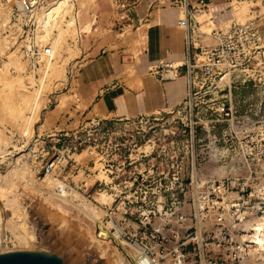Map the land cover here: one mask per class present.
Instances as JSON below:
<instances>
[{
	"label": "built area",
	"instance_id": "1",
	"mask_svg": "<svg viewBox=\"0 0 264 264\" xmlns=\"http://www.w3.org/2000/svg\"><path fill=\"white\" fill-rule=\"evenodd\" d=\"M188 1L180 3L186 8ZM198 1L203 3L200 8H206L207 0ZM43 2L0 0L7 11L0 14V32L7 34L17 28L16 44H20L23 58L32 68L51 58V45H38L33 33L35 11ZM192 19L187 8L178 19L184 31L183 63L165 65L171 69L170 76H176L178 67L184 66L187 98L196 93L193 88L198 79L204 84V80H222L236 71L251 75L248 71L262 47L254 18L213 29L216 43L212 46L195 44ZM143 116L92 118L71 130L36 133L31 138L32 147L37 145L44 153L30 152L35 159L40 157V168L56 183L46 192L77 187L97 194L102 201L93 196L89 200L96 213L102 211L100 217H89L94 236L102 244L120 249L128 264H264V254L256 260L251 258L247 242L226 246L240 237L244 222L264 216V184L256 185L253 180L263 176L264 170H232L226 174L203 170L198 158L187 151L195 139L193 124L183 125L182 133L188 128L189 135L183 144L175 137L150 142L139 138L137 142L122 136L120 124L134 123ZM250 126L254 130L241 136L224 132L217 141L229 153L239 147L250 151L246 146L252 142H264V124ZM180 145L187 150L178 152ZM84 150L91 155L90 161L79 164L73 155ZM79 171L83 176L81 186L71 179Z\"/></svg>",
	"mask_w": 264,
	"mask_h": 264
},
{
	"label": "rangeland",
	"instance_id": "2",
	"mask_svg": "<svg viewBox=\"0 0 264 264\" xmlns=\"http://www.w3.org/2000/svg\"><path fill=\"white\" fill-rule=\"evenodd\" d=\"M91 2L92 0L85 3L82 0L75 2V10L81 15L79 25L83 26L91 16L90 20L94 25L89 31L81 32L75 38L68 36L67 43L52 58V60H55L57 67L52 76L48 75V80L46 79L48 82L45 80L47 86H45L44 91L48 96H45L47 97L45 105L40 109L37 119L32 123L28 135H23L21 131L24 124L22 119L15 120V116L20 112L19 110L23 109L21 107L25 105L22 96L17 95L16 89L12 87L5 90V94L2 95L4 98L2 96L0 98V135H4L9 142L2 147L4 149L0 153V173L7 174L14 159H26L27 166L34 173L35 185L41 188H33L34 191H32L31 187L20 179L21 181L16 180L15 185L10 188L6 187L3 191L0 200V254L12 251L54 253L62 258L64 264H116L118 254H121L122 260L126 264V259L123 258L120 249H116L112 245H104L95 238L91 218L84 211L68 204L59 205L62 202L52 198L46 192L50 185H46L42 181L43 170L40 168V157L35 159L33 153L30 152L32 149L37 154L44 153L43 151L40 152V147L37 148V145L32 147L31 138L36 133H43L45 128L53 125L60 111H67L75 103H77L78 108H82L81 103H78L77 100L79 95L74 94L76 92L73 86L75 82H72L71 79L78 65L90 57L88 51L93 42L98 38H102L105 34L107 36L113 34V38H117V42L111 43V41L106 40L109 48L121 44L136 53L142 46L145 37L144 28L120 29L118 22L120 18L110 15L108 11L99 16L91 14L96 6L94 2ZM253 5L254 1L252 0L234 1L233 7L237 21L244 22L249 18H253L254 15L250 12ZM202 11L201 21H194V17L192 19V24L195 25L193 29L196 30L192 33V37L196 45L212 46L216 43L212 30L219 28V25L216 22H209L206 17L207 14L204 10ZM6 12L5 5L0 4V14ZM196 25L199 26L198 31ZM47 43L52 48L51 41ZM43 45L40 44V46ZM261 45L260 52L252 62L250 71H248L251 74L250 76L247 77L246 74L243 75V73L236 71L230 77L225 76L222 80H219L218 77L204 80V84H200L202 79H198L197 86L193 88V92L196 93H192L176 108L144 115L134 123L120 124L122 136L137 142L139 138L150 142L156 141L157 138L175 137L182 142L180 144H183L189 136L187 134L188 128L186 132L182 133L183 125L193 124L195 126V139L192 141V146L188 145V150L185 146H177L178 152H184V150L191 152L198 158L199 167L203 170H217L223 172V174L232 170L248 171L254 168L264 170V142H252V144L246 146L250 151H245V147L243 149L239 147L234 152L229 153L225 150L226 146L217 141L224 132L227 136L230 134L235 135V133L241 136L248 130H254L250 124H254V126L264 124V40L261 41ZM15 48L13 46L3 53L0 52V68L4 69L5 63H7V74L13 78L22 77L26 79L32 74L31 83L30 79L26 80L29 81L27 83L29 90L38 88L41 70L47 58L36 65L35 68H32L24 60L21 50L16 49L13 51ZM69 68H71L70 73H68ZM165 75L170 74L167 72ZM229 86L231 94L229 93ZM35 89L31 94L34 95ZM54 94L58 95L56 100L51 98V95ZM62 97L63 104L59 107L56 106L58 100ZM223 105L224 109L222 110ZM206 106L207 110H205ZM54 107L55 110H50ZM45 110L48 111L42 124V113ZM24 112L25 116L30 115L28 109ZM71 115H74V111L71 112ZM63 123L64 120L58 128H61ZM212 125L214 127H211ZM172 131L175 133L172 134ZM254 137H257V135ZM28 153H30L29 156L24 157ZM74 157L79 164H87L91 155L84 150L74 154ZM82 178L81 171L77 175L71 176L73 183H78L77 186H81L80 180ZM253 180L256 185L264 184V175ZM90 182L88 181V184ZM69 185H72V183H69ZM75 190L80 195L74 200L77 203L83 200L89 206V200L92 196L102 201L97 194L91 191L84 192L74 187L73 191ZM14 194H16V202L19 207L26 208V212H28L29 220L26 229L33 230L32 235L21 238L20 236L24 235L25 231L17 222L8 219L11 216L12 207L9 204L8 206L6 201ZM87 195L90 196L87 197ZM97 214L99 217L102 216V211L98 209ZM241 235L229 242V245L226 244V246L235 245L238 241L241 243ZM22 239H28L31 242L21 241ZM251 258L256 260L258 257L253 255Z\"/></svg>",
	"mask_w": 264,
	"mask_h": 264
},
{
	"label": "crops",
	"instance_id": "3",
	"mask_svg": "<svg viewBox=\"0 0 264 264\" xmlns=\"http://www.w3.org/2000/svg\"><path fill=\"white\" fill-rule=\"evenodd\" d=\"M234 1L244 0H207L206 8H200L203 3L198 0H189L186 8L191 18L195 11L204 10L207 17H211L209 22H216L219 29H223L227 24L237 21ZM252 1L254 5L250 12L264 40V0ZM92 2L96 6L91 14L99 16L108 11L110 15L120 18V29L144 28V41L136 53L121 44L109 48L106 40L117 42L113 34H105L93 42L88 51L90 57L78 65L71 79L75 82L74 94L79 95L77 100L82 108H78L75 103L67 111H60L54 124L44 129L46 131L71 130L92 118H134L152 114L175 108L188 96L184 66L178 67L176 76L165 75L171 71L166 64L182 60L178 64L181 65L185 57L184 31L178 26V19L184 15L180 0ZM196 28L198 31L199 26L196 25ZM57 97V94L51 95L55 100ZM50 110H55V107ZM47 111L42 113V124ZM72 111L74 115H71ZM63 120L62 127L58 128Z\"/></svg>",
	"mask_w": 264,
	"mask_h": 264
},
{
	"label": "bare ground",
	"instance_id": "4",
	"mask_svg": "<svg viewBox=\"0 0 264 264\" xmlns=\"http://www.w3.org/2000/svg\"><path fill=\"white\" fill-rule=\"evenodd\" d=\"M76 1L77 0H45V2L41 3L40 6L35 11V15H34L35 26L33 28L35 42L38 45L40 44L43 45L44 43L51 41L52 49H51V58L47 59L46 62L43 64L41 70L42 72L40 76V82L38 83L39 86L36 89L33 88L35 89V92H33L34 95L31 94L33 89L30 91L29 86L27 85L29 81L28 82L26 81L27 79H30V83H31L32 74L28 76L26 79H23L22 77L13 78L7 74V63H5L4 69L0 68V82L2 84V86L0 87V98L3 94H5V90L7 88L11 89L13 87V89L14 88L16 89L17 95L22 96V99L25 101L24 103L25 105L21 107L23 109L19 110L20 112L17 111L18 114L15 116V120L20 118L24 122L23 127H21L22 128L21 131L24 134H27L31 130L32 123L37 119L40 109L45 105V100L47 98L45 96H48L44 91L46 88L45 86H47L45 80L46 79L48 80V77L52 76V74L55 71V68L57 67L55 60H52V58H54V56L57 55L56 53L57 52L59 53V51L63 48V45L67 43L68 36L75 38L76 36L79 35V33L81 32L85 33L89 31L93 26L92 20L85 22L83 26L79 25L81 15L75 10ZM87 1L89 0H82L83 3ZM182 9H184V15H185L186 8L182 7L181 10ZM201 11L198 10L193 13L194 19L196 21H201V18L203 17V13H202L203 11L202 12ZM18 36H19V32L16 27L11 28V30L7 34L2 35V33H0V52L3 53L6 49L9 50L13 46L14 48L17 47L13 51H15L16 49L18 50L20 46V44H16ZM181 62L182 60H174L173 62L170 63V65L176 66ZM48 70H50V72H48ZM63 102L64 101L62 97L60 100H58L56 106L58 107L61 106ZM27 109L29 110L30 115L25 116L24 111ZM7 143H9L8 139L5 138L4 135H0V153L4 149V148L2 149V147L7 145ZM27 156H29V153L24 155V157ZM42 175H43L42 181H44L46 185L54 186L56 184L55 180L44 171L42 172ZM20 179L24 180L23 183L31 187L32 191H34L33 188L41 189L40 186L35 185L34 173L27 166L26 159L24 160L22 158H19L17 160L14 159V162L11 164V168L9 169V172L7 174L0 173V200H1V195L3 191L6 189V187L10 188L11 186L15 185L16 180H20ZM15 195L16 194H14L9 200L6 201L7 205L9 204L12 207L11 216H9L8 219L10 221L17 222L18 225L23 229V231H25V234L20 236L22 238L23 236L32 235L34 231L31 229L30 230L26 229L27 221L29 220L27 214L28 212H26V208L23 209L19 207V204L16 202L17 200ZM50 195L52 196V198H55L57 200H60V202H62L59 205L68 204L71 206H75L79 208L81 211H84L86 215L91 218H94L95 216L98 215L90 206L86 205L87 204L85 203L86 201L81 200L78 203L74 201L75 198L80 197L79 193L76 190L69 191L62 187L60 191L51 192ZM81 205L83 206V208ZM0 219H1V214H0ZM243 226H244L243 228L244 233L241 235V238L243 243L244 242L248 243L247 244V246L249 247L248 251L252 252V254L256 257L263 255L264 254V216L258 217L250 221H246L243 223ZM21 241L31 242V240L28 239H22ZM116 264H125V262L122 260L121 254H118V258L116 259Z\"/></svg>",
	"mask_w": 264,
	"mask_h": 264
},
{
	"label": "water",
	"instance_id": "5",
	"mask_svg": "<svg viewBox=\"0 0 264 264\" xmlns=\"http://www.w3.org/2000/svg\"><path fill=\"white\" fill-rule=\"evenodd\" d=\"M0 264H64L54 253L12 251L0 254Z\"/></svg>",
	"mask_w": 264,
	"mask_h": 264
}]
</instances>
